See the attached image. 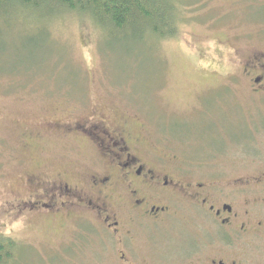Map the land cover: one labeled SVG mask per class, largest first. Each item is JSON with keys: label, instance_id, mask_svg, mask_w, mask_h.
Masks as SVG:
<instances>
[{"label": "rangeland", "instance_id": "374dc122", "mask_svg": "<svg viewBox=\"0 0 264 264\" xmlns=\"http://www.w3.org/2000/svg\"><path fill=\"white\" fill-rule=\"evenodd\" d=\"M39 14L0 21L7 264H86L96 252L70 246L74 229L89 227L77 210L42 205L88 188L87 172L111 170L95 151L108 127L128 131L150 169L185 161L189 179L251 169L235 161L237 144L264 125V88L252 81L264 61V0H185L168 38L127 30L110 39L78 12Z\"/></svg>", "mask_w": 264, "mask_h": 264}, {"label": "flooded vegetation", "instance_id": "af4514ba", "mask_svg": "<svg viewBox=\"0 0 264 264\" xmlns=\"http://www.w3.org/2000/svg\"><path fill=\"white\" fill-rule=\"evenodd\" d=\"M259 65L262 72L252 81L261 90L264 61ZM127 133L102 130L96 158L107 159L111 170L87 172L88 188L41 206H72L69 215L77 210L89 227L76 234L77 227L68 241L76 253L96 251L86 264H264V125L237 144L244 152L235 163L249 162V171L207 179L186 178L188 165L180 160L171 170L148 168L131 152ZM218 159L209 163L219 166Z\"/></svg>", "mask_w": 264, "mask_h": 264}, {"label": "trees", "instance_id": "16d2710c", "mask_svg": "<svg viewBox=\"0 0 264 264\" xmlns=\"http://www.w3.org/2000/svg\"><path fill=\"white\" fill-rule=\"evenodd\" d=\"M185 0H0V21L31 18L33 12L41 17H53L59 12L83 14L107 35L116 38L122 31H145L147 35L171 37L176 31L177 14ZM127 31V32H128ZM31 78V77H30ZM29 79V78H28ZM15 245L9 237H0V264H7Z\"/></svg>", "mask_w": 264, "mask_h": 264}]
</instances>
